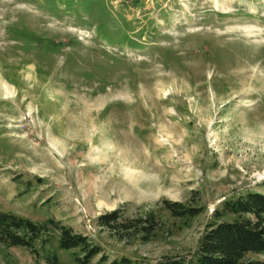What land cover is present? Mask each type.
I'll return each instance as SVG.
<instances>
[{
	"label": "rangeland",
	"instance_id": "374dc122",
	"mask_svg": "<svg viewBox=\"0 0 264 264\" xmlns=\"http://www.w3.org/2000/svg\"><path fill=\"white\" fill-rule=\"evenodd\" d=\"M246 191L264 193V0H0V211L46 225L0 264H79L54 224L102 247L88 264L187 258ZM114 208L161 224L121 238L97 224Z\"/></svg>",
	"mask_w": 264,
	"mask_h": 264
},
{
	"label": "trees",
	"instance_id": "16d2710c",
	"mask_svg": "<svg viewBox=\"0 0 264 264\" xmlns=\"http://www.w3.org/2000/svg\"><path fill=\"white\" fill-rule=\"evenodd\" d=\"M161 210L170 216L192 217L199 214L201 207L183 204L168 199L161 200ZM158 212V211H157ZM233 215V219L219 220ZM214 218L208 229L201 235L193 253L187 257H172L154 264H264L248 257V254H264V193L246 191L235 198L223 201L214 209ZM161 215L148 211L141 215H124L121 208L98 215L97 224L121 238L137 234L141 239H148L161 224ZM52 221H48L51 224ZM47 224V223H46ZM60 236L58 247L64 250L78 248L84 255L77 257L79 264H88L90 260L101 254L102 247L92 243L86 234L73 232L71 227L54 224ZM46 225H36L13 213L0 211V241L8 245L33 248V242L44 232ZM107 257L100 255L101 260ZM56 264V256L48 258ZM111 264H135L131 259H114Z\"/></svg>",
	"mask_w": 264,
	"mask_h": 264
}]
</instances>
